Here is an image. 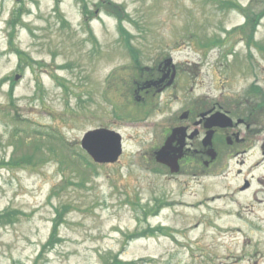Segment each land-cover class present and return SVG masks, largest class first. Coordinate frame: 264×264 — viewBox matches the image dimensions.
<instances>
[{
  "label": "rangeland",
  "instance_id": "rangeland-1",
  "mask_svg": "<svg viewBox=\"0 0 264 264\" xmlns=\"http://www.w3.org/2000/svg\"><path fill=\"white\" fill-rule=\"evenodd\" d=\"M111 1L129 12L122 25L142 65L177 62V88L138 89L148 75L100 0H61L59 11L57 0H0V163L54 152L44 165L0 168V264H264L258 184L239 191L252 157L240 173L227 157L206 177H173L152 154L204 94L218 101L226 91L229 101L264 86V18L249 48L241 35L253 25L241 28L245 15L228 2L251 0ZM84 2L95 14L87 25ZM16 9L23 20L12 28ZM208 39L219 45L203 47ZM12 45L26 52L21 66ZM98 127L122 133L118 162L96 163L81 148Z\"/></svg>",
  "mask_w": 264,
  "mask_h": 264
},
{
  "label": "flooded vegetation",
  "instance_id": "flooded-vegetation-1",
  "mask_svg": "<svg viewBox=\"0 0 264 264\" xmlns=\"http://www.w3.org/2000/svg\"><path fill=\"white\" fill-rule=\"evenodd\" d=\"M165 60H159L157 64L145 68L147 73L143 75L148 76L138 83L140 91L148 93L155 91V88L165 91L178 87L173 83L171 77L173 72H169L171 64L166 65ZM178 76L177 67L175 82ZM263 88L261 84H250L244 89L243 94L237 91L236 94H239L229 101L225 99L228 96L226 91L221 93L218 101L208 93L198 98L193 106L185 111L186 117L181 116L177 124L170 128L184 127L183 132H177L170 144L173 154L178 157V167L175 169L177 171L171 176L176 177L194 170L195 175L201 174L206 177L213 169H218L222 159L225 160L227 157H235L239 166L238 173L243 171L242 167L246 166L247 157L250 155L255 158L251 161L248 173L262 167L264 165ZM216 113H219L220 118L212 124L209 118L217 115ZM221 113L225 116H221ZM252 178V181L248 176L244 178L239 186L240 192L253 188L255 177ZM257 180L259 183L257 182L258 185L254 189L256 190L253 192L254 195L252 193V199L253 203L263 207L264 212V177Z\"/></svg>",
  "mask_w": 264,
  "mask_h": 264
},
{
  "label": "trees",
  "instance_id": "trees-1",
  "mask_svg": "<svg viewBox=\"0 0 264 264\" xmlns=\"http://www.w3.org/2000/svg\"><path fill=\"white\" fill-rule=\"evenodd\" d=\"M256 2L263 3L262 4L263 6H261V11L258 14L253 13L254 17H252L251 8L253 7L252 5H254V3H256ZM59 3H60V0H57V5L55 7L57 11H59V6H58ZM234 5H235V7H237L238 9H240L242 12H244L247 15V19H249V23L251 25H253L252 31H253V29H255L256 25L258 24V20H260V18L264 17V0H252L251 5L247 8H244L239 4H234ZM98 6L102 8V11L109 13L111 16L115 17L118 20V23H120V24H118V27L120 29L121 40L126 42L127 47L130 49V53L133 55V57L135 59L138 51L134 48V46L131 43V38H132L131 33H129L124 28V26L122 25V22L124 19L130 18V15L128 14L129 12H126L125 7L123 5H120V3L117 4L111 0H109V1L108 0H100V2L98 3ZM82 9H83V15L85 18V24L86 25L90 24V22L94 18V15H95L94 12L89 8V5L86 2L82 3ZM18 17H20V12H18V9H17V10L13 11L12 17L9 20L10 27L14 28V26L18 23ZM62 21H63V24H66V19L64 16L62 18ZM11 36H13V34H11ZM10 42L12 44V40ZM216 43H219V41L216 40L215 44ZM13 46L14 45H12L11 47H13ZM14 51L18 55V58L20 60L19 65L21 66L22 62L25 61L24 56L26 55V52L22 49H19V48L18 49L15 48ZM23 141L24 140L21 139V142H23ZM23 146H24V143H22V147ZM17 148H16V151H17ZM52 154H54V152L52 150H47V152H46L45 149L42 147L36 148L33 151H23L22 153H14V155L11 159L5 160V161H3V163L2 162L0 163V168L1 167H7V166L12 168V169L19 168V167H26V166H24V164L29 166V167H36L40 164L44 165L45 162H47L50 159ZM59 156H60V154H59ZM44 157H46V159H44ZM26 160L29 162H27ZM20 161H21V163H24L21 166L19 165ZM23 161H25V162H23ZM56 161L60 162L62 165L64 163V159H59ZM35 164H38V165H35ZM148 232H152V231L150 230V231H147L146 233H148Z\"/></svg>",
  "mask_w": 264,
  "mask_h": 264
},
{
  "label": "water",
  "instance_id": "water-1",
  "mask_svg": "<svg viewBox=\"0 0 264 264\" xmlns=\"http://www.w3.org/2000/svg\"><path fill=\"white\" fill-rule=\"evenodd\" d=\"M215 119H218V117H215ZM177 130H174V134ZM171 139L172 136L168 138L165 145L157 152V159L174 168L176 159L169 155L171 153V145H169L171 144ZM81 144L93 160L99 163L116 162L123 152L122 135L105 127L88 131L84 135Z\"/></svg>",
  "mask_w": 264,
  "mask_h": 264
},
{
  "label": "bare ground",
  "instance_id": "bare-ground-1",
  "mask_svg": "<svg viewBox=\"0 0 264 264\" xmlns=\"http://www.w3.org/2000/svg\"><path fill=\"white\" fill-rule=\"evenodd\" d=\"M201 206H202V205H201ZM202 207H204V206H202ZM199 208H200V207H199ZM199 208H198V209H199ZM198 209H197V210H198Z\"/></svg>",
  "mask_w": 264,
  "mask_h": 264
}]
</instances>
